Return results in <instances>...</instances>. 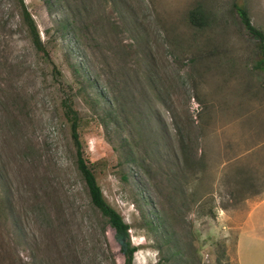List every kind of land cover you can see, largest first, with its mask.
<instances>
[{
	"label": "rangeland",
	"instance_id": "374dc122",
	"mask_svg": "<svg viewBox=\"0 0 264 264\" xmlns=\"http://www.w3.org/2000/svg\"><path fill=\"white\" fill-rule=\"evenodd\" d=\"M0 0V264H124L75 165L62 100L133 264H238L264 193V72L233 3L264 32V0ZM196 6L209 17L197 27ZM157 227V228H156ZM166 240L161 245V240Z\"/></svg>",
	"mask_w": 264,
	"mask_h": 264
},
{
	"label": "trees",
	"instance_id": "16d2710c",
	"mask_svg": "<svg viewBox=\"0 0 264 264\" xmlns=\"http://www.w3.org/2000/svg\"><path fill=\"white\" fill-rule=\"evenodd\" d=\"M20 6L23 11V20L27 27L28 33L31 38V42L35 49L45 54V49L41 41L36 24L27 11L23 0H20ZM233 8L237 12L240 21L247 33L251 35L257 41V48L260 54V58L257 60L255 67L261 69L264 72V32L256 28L250 19L247 10L233 3ZM209 17L201 9L196 6L190 10L188 14L189 22L197 27L208 26ZM63 107L64 116L70 125L71 138L75 150V165L76 168L87 188L88 197L91 205L96 208L101 216L105 219L107 225H109L114 231V237L119 247V252L123 256L124 264H133V257L137 251V247L131 243L129 234V224L124 220L122 215L112 207L104 198L102 190L96 181L93 171L91 170L87 159L84 156V149L79 135V114L75 111L68 102L64 99L61 102ZM157 228V227H156ZM161 240V239H160ZM166 240H161V245ZM159 259L156 264H161L166 260H173L177 252H172L170 256H164L162 247H157Z\"/></svg>",
	"mask_w": 264,
	"mask_h": 264
},
{
	"label": "crops",
	"instance_id": "0c3cea01",
	"mask_svg": "<svg viewBox=\"0 0 264 264\" xmlns=\"http://www.w3.org/2000/svg\"><path fill=\"white\" fill-rule=\"evenodd\" d=\"M235 240L238 264H264V193L249 197Z\"/></svg>",
	"mask_w": 264,
	"mask_h": 264
}]
</instances>
